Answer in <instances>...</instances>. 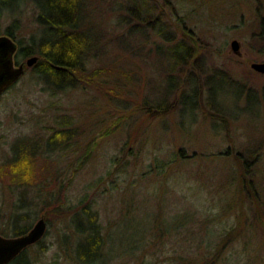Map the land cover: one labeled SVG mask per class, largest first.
I'll return each mask as SVG.
<instances>
[{
  "label": "rangeland",
  "instance_id": "374dc122",
  "mask_svg": "<svg viewBox=\"0 0 264 264\" xmlns=\"http://www.w3.org/2000/svg\"><path fill=\"white\" fill-rule=\"evenodd\" d=\"M153 2L158 7L154 22L162 12L161 22L169 25L162 36L156 29L138 26L140 14L147 13L144 1L83 0L84 36L94 47L89 68L107 71L96 75L87 88L54 97L42 90L33 66H26L20 80L0 95V163L11 156L17 140L50 134L47 126L59 128L58 119L69 116L72 150L54 153L51 159L52 172L64 173L56 182L67 185V204H77L86 193L94 199L104 233L112 232L109 239L116 257L134 244L142 245L153 232L146 248L108 264H143L157 255V263L168 264L167 257L179 255L183 241L178 233L161 235L155 222L175 221L183 209L195 210L199 222L211 215L219 235L224 225H233L234 239L224 251V261L241 253L240 264H264V73L251 67L264 61L257 2ZM33 16L30 2L20 13L16 36L23 43L42 32ZM11 21L2 19V31ZM234 39L241 43L240 54L231 48ZM181 40L196 47V58L184 45L170 48ZM215 68L242 83L211 72ZM243 83L255 88L257 96L244 94ZM200 98L216 115L229 118L226 128L203 101L201 107ZM238 156L249 157L251 173H245ZM171 160L164 173L155 171L156 161ZM45 164L38 159L39 173ZM244 178L261 190V201L250 199ZM0 180V209L7 215L20 190L13 191L8 177ZM49 181L54 183V178ZM38 190L30 186L29 191L33 196ZM36 212L33 225L41 217L47 219V213L53 216L44 236L48 250L40 253L39 245L30 247L35 264H80L71 216H56L43 204ZM215 228L208 226L206 236L194 235V241H214ZM8 230L1 222L0 234ZM237 258L226 264H238Z\"/></svg>",
  "mask_w": 264,
  "mask_h": 264
},
{
  "label": "trees",
  "instance_id": "16d2710c",
  "mask_svg": "<svg viewBox=\"0 0 264 264\" xmlns=\"http://www.w3.org/2000/svg\"><path fill=\"white\" fill-rule=\"evenodd\" d=\"M141 1H144L146 4L147 13L140 14L138 26L142 27L145 25L147 27L146 30L151 27L152 29H156L159 35H164L163 30L169 25L161 22L162 12L160 14L158 13V19L154 22L153 16L158 11L157 5L154 2L152 3V0ZM30 2L34 5V22L42 32L40 34L36 33L26 43H23L16 36L21 26L20 13L23 12L24 7ZM82 2L83 0H0V35H10L18 42L19 49L16 53L17 62H21L32 55L39 56V60L33 65L35 71L34 78L41 84L43 91L54 97L79 88H87L88 85L96 82V75L98 76L100 73L104 74L107 71L105 67L97 70H90L89 68V61L93 58L92 52L94 47L85 40ZM256 2L257 11H259L257 14L261 19L260 24L264 28V0H256ZM140 9L143 11L142 8ZM5 16L8 19L11 18L12 23L2 31V19ZM152 23L154 26L156 25L155 28L152 26ZM182 29L185 33H188L185 27H182ZM263 34L264 31L260 32L261 36ZM188 35L193 38L191 33H188ZM170 38L168 40H171ZM180 45H184L192 50L191 57L196 58V55H193L196 47L183 40L174 43L170 48L179 47ZM211 72L220 73V75L223 74L234 82H241L223 69L215 68ZM242 88L246 91L244 94H247L248 97L252 93H255L256 96L258 94L255 88H249L244 83L242 84ZM200 95L201 93H199ZM200 100L201 107L203 103L206 107L209 106V102H205L201 98ZM208 108L210 109V107ZM210 112L217 120L223 121V127L226 128L228 126L230 122L229 118L216 115L215 113L217 111L215 110L211 111L210 109ZM58 120L59 128L54 126L46 127L47 130L53 131L50 134L46 132L37 138L27 137L17 140L12 145L11 156L0 163V178L4 181V178L8 177L13 191L20 190V194L16 197V201H14L11 210L6 213L7 215H4L0 209V223L5 222L9 227L8 231H3L1 234L19 236L27 233L33 227L32 220L38 214L36 207L40 208L43 204V206L53 209L54 215L56 216H71V221L73 226H75L74 233L78 234V241L74 251L75 258L80 264H108L126 255L127 257L129 255L133 256L135 252L146 248L149 244L148 237L153 235V232L147 238H143L142 245L139 243L134 244L128 248L127 253H121V255H117L116 257L113 254V247L109 239V235L112 232L108 233V235L104 233V226L100 222L99 212L95 208L94 199L86 193L77 204H67L68 199L65 194L67 185L64 183L58 185L56 182L63 178L64 173L60 169H55V172H52L54 170V164L51 165V159L54 153L72 150L74 133L69 132L71 129L67 127L71 122L69 116H62ZM239 156L238 158L243 162L245 173H251L250 170H254V168L251 161H249V157L244 159ZM40 158L45 160L47 164L39 169L41 170L39 173L37 164ZM174 160L168 162L156 161L157 164L154 166L155 171L158 170L157 173H164V170ZM86 161L87 158L82 159L80 166ZM80 166L76 170H79ZM149 172H154V170L149 169ZM50 177L54 178V183L49 181ZM251 182V180L244 178L243 185L245 184L248 188V193L251 196L250 199L261 201V190L254 187ZM30 186L39 187L38 192L33 196L31 195V191H29ZM93 186L91 184L90 188ZM186 211L184 209L180 210V215L176 216L175 221L173 219L171 222H168L162 218L155 222V226L161 235L169 233L170 237H173L178 233L181 241L185 242L181 244L182 248L179 255L177 252H174V257H167L170 260L168 264H226L237 257L238 264H240L241 253H237L232 258L224 261V251L234 239L232 231L234 228L233 225L229 227L224 225L223 232L219 235L218 228H215L211 224L215 221V218L211 215L206 218L205 222L200 221V224L195 210H191V212ZM47 215V220L50 223L53 215L52 213H47ZM195 225H198V227L195 228ZM208 226L216 229L215 240L212 242L207 240L208 242H206L205 239L200 238L198 242H195L193 236L205 235ZM64 237L65 239H70V235L65 234ZM217 242H221L222 245H219ZM66 244H68L67 240ZM193 244L196 245L194 246ZM33 245H39L38 251L40 253L48 250V247L44 243V238ZM33 245L26 248L8 264H35L29 253L30 247ZM157 256H155V260H143L142 263L159 264L156 262Z\"/></svg>",
  "mask_w": 264,
  "mask_h": 264
},
{
  "label": "water",
  "instance_id": "95a60500",
  "mask_svg": "<svg viewBox=\"0 0 264 264\" xmlns=\"http://www.w3.org/2000/svg\"><path fill=\"white\" fill-rule=\"evenodd\" d=\"M232 50L240 54L241 43L238 39L231 41ZM19 44L7 34L0 35V95L20 80L26 72V66H33L39 60L38 55L30 56L26 63H17L16 53ZM251 67L260 73H264V61L253 62ZM48 229V221L41 217L33 227L25 234L6 237L0 234V264H8L21 254L29 246L44 238Z\"/></svg>",
  "mask_w": 264,
  "mask_h": 264
},
{
  "label": "flooded vegetation",
  "instance_id": "af4514ba",
  "mask_svg": "<svg viewBox=\"0 0 264 264\" xmlns=\"http://www.w3.org/2000/svg\"><path fill=\"white\" fill-rule=\"evenodd\" d=\"M18 43V42H17ZM16 59V58H15ZM17 61V60H16ZM17 63H19V62H17ZM22 63V62H21Z\"/></svg>",
  "mask_w": 264,
  "mask_h": 264
}]
</instances>
